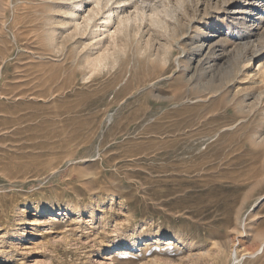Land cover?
I'll list each match as a JSON object with an SVG mask.
<instances>
[{"label": "rangeland", "instance_id": "rangeland-1", "mask_svg": "<svg viewBox=\"0 0 264 264\" xmlns=\"http://www.w3.org/2000/svg\"><path fill=\"white\" fill-rule=\"evenodd\" d=\"M147 1L167 28L113 39L0 0V264H264V0Z\"/></svg>", "mask_w": 264, "mask_h": 264}, {"label": "bare ground", "instance_id": "bare-ground-1", "mask_svg": "<svg viewBox=\"0 0 264 264\" xmlns=\"http://www.w3.org/2000/svg\"><path fill=\"white\" fill-rule=\"evenodd\" d=\"M9 1V0H8ZM39 1V0H38ZM46 0H41V2H45ZM52 1V0H51ZM61 2L63 1L66 6H67V9L64 10V7H63V13L65 16H67V18L65 17L63 19V21L60 23L62 26H65L68 29H70V27H72V29L78 31V33L80 32H86V33H90V36L92 35V37H99L100 34H104L105 31H108L110 32L111 29H114L109 35V37L115 39L118 34H121L123 35V32H128L130 30H132L133 28L137 27L138 30L141 29V25L144 23V20H145V17H148L150 19V21L157 25V26H161V27H166L165 26V23H166V20H163V18L161 17V14L162 12L164 13H168L167 11L168 10H159L157 9V7L155 6V4L153 3H150L148 2L147 0H57V3L58 2ZM54 2V1H53ZM52 2V3H53ZM18 3V2H16ZM14 3V4H16ZM35 3V2H33ZM56 3V2H55ZM6 4V3H5ZM51 4V3H50ZM52 5V4H51ZM55 5V4H54ZM52 5V7L54 6ZM88 5V8L90 7L89 10H85L87 9L86 6ZM57 6V5H56ZM62 6V5H61ZM10 9H11V12H12V16H16L17 12L19 11V8L16 7L11 3L9 5ZM62 8V7H61ZM54 9V8H53ZM57 9H60V8H57ZM247 10V9H246ZM245 10V11H246ZM2 11H4L2 9ZM53 11V10H52ZM86 11V12H85ZM59 12H62L61 10ZM247 12V11H246ZM21 14V11L18 12ZM62 13V14H63ZM83 13H86V15L84 14L83 16ZM149 13V14H148ZM57 14V13H56ZM59 14V13H58ZM170 14V13H169ZM19 15V14H18ZM50 15V14H49ZM54 15V14H53ZM20 16V15H19ZM3 17V16H2ZM54 17L56 16H53V19ZM14 18V17H13ZM59 19V17H57ZM56 18V19H57ZM51 17L49 18H46L45 19V22L42 23V26H49L51 23L54 24L58 21H54V23L52 22L53 20ZM238 19V18H237ZM62 20V19H61ZM165 21V22H164ZM239 23V26H245V21H242V20H238ZM0 24H5V19L3 18L1 20V23ZM7 25V24H5ZM3 25V26H5ZM6 27V26H5ZM58 27V25H57ZM60 27V26H59ZM167 28V27H166ZM55 29V28H54ZM72 31V30H71ZM135 31V30H134ZM133 32V31H132ZM235 32H238V30L234 31ZM51 34L50 31H48V34ZM88 33V34H89ZM139 33V32H138ZM14 34V33H13ZM105 35V34H104ZM129 35V34H128ZM12 36V35H10ZM88 36V35H87ZM209 35H206V38H208ZM89 37V36H88ZM130 37V36H129ZM210 37V36H209ZM14 38V37H13ZM53 38V37H52ZM83 38V37H82ZM55 39V38H53ZM90 39V38H89ZM85 40V38H84ZM96 40V38L94 39ZM93 40V41H94ZM111 40V39H110ZM52 41V40H51ZM102 41V40H101ZM53 44L56 42V41H52ZM97 42V40H96ZM94 43V42H93ZM113 43V42H112ZM52 44V46H53ZM111 44V43H110ZM92 45V44H91ZM101 45V44H100ZM98 44V46H100ZM209 45V44H208ZM96 46V44H95ZM104 46V45H103ZM105 47V46H104ZM204 47H205V44L202 43L199 47H195L193 48V52L195 53L196 51L197 52H203L204 50ZM214 48V47H213ZM107 49V48H106ZM17 53V52H16ZM19 53V52H18ZM17 53V54H18ZM192 53V52H191ZM38 55V54H37ZM106 55V54H104ZM207 55V54H206ZM35 56V54H34ZM84 56V55H83ZM7 57V56H6ZM196 57V56H195ZM194 57V58H195ZM11 58V57H10ZM13 58V57H12ZM37 58V56L35 57ZM50 58V57H49ZM55 58V57H53ZM188 58V57H187ZM52 59V58H50ZM59 59H64V56L60 57ZM106 59L107 57L103 55H99V56H96V57H93L90 60V63L92 64L93 62V66L95 67H98V68H102V66H105V64L107 63L106 62ZM178 59V58H177ZM189 61L193 60V56L192 58H188ZM7 60V59H6ZM56 60V59H55ZM86 60V59H85ZM168 61V59H167ZM178 62V61H177ZM176 62V63H177ZM179 64V63H178ZM177 64V65H178ZM181 70V65H178ZM184 68H187V67H184ZM179 70V69H178ZM175 73V72H174ZM31 74V73H30ZM91 75V74H90ZM166 75V74H165ZM175 75V74H174ZM173 75V76H174ZM35 77V76H34ZM33 77V78H34ZM163 77V76H162ZM37 78V77H35ZM167 78V77H166ZM173 78V77H172ZM176 78H177V75H176ZM40 79V78H39ZM38 79V83L40 82ZM168 79V78H167ZM163 80V78H162ZM178 80V78H177ZM167 81V80H166ZM176 81V80H174ZM41 83V82H40ZM178 83V82H177ZM183 98V97H182ZM198 99H194V100H190L191 103H195ZM205 100H207V98H204V99H200L198 100L199 101H202L204 102ZM176 100H174V104L172 105L174 108L177 106H180V102H175ZM188 101V100H187ZM189 103V101H188ZM185 104V103H184ZM183 104V105H184ZM182 106V105H181ZM186 106V104H185ZM172 108V107H171ZM169 108V109H171ZM180 107H178L179 109ZM184 108V107H183ZM164 110V109H163ZM166 110V109H165ZM164 110V113L163 112H160L159 113V121L160 122L159 124L161 125H164V121L163 119L165 118V114H168L166 113L167 111ZM168 110V109H167ZM180 111V109H179ZM178 111V112H179ZM183 111V109H182ZM176 113V112H175ZM180 113V112H179ZM170 114V113H169ZM172 114V113H171ZM179 115V114H177ZM181 115V114H180ZM158 116V115H157ZM169 116V115H168ZM167 116V118H168ZM184 116V115H183ZM189 116V115H187ZM171 117V115H170ZM177 118V117H176ZM172 119V118H171ZM150 121V119H148ZM154 120V119H153ZM156 120V119H155ZM154 120V121H155ZM200 118L199 117H196V118H192V117H186V114H185V118H182L180 120H178L177 122H171V120L169 121L170 125H172L171 128L167 129V128H164L162 127V137L163 139H174L176 141H180L182 139H185V138H190L194 135V127L200 123ZM145 123V122H144ZM168 123V122H167ZM142 125V124H141ZM239 124L238 123H235V124H231L227 127H225L223 130H219L217 131L212 137H211V140H215L217 139L220 135H222V132H227L228 130H235L237 128ZM144 126V125H143ZM160 129V128H159ZM144 131V130H143ZM136 134V133H135ZM125 138V137H123ZM129 139V138H128ZM122 140V139H121ZM206 140L209 141V138H206ZM206 148L205 145H202L201 148H199V154H203V150ZM238 150V147H229V148H225L223 150V157H230L231 153H234L235 151ZM181 155L184 157V158H187L189 157L190 155H193L190 153V149H187V150H182L181 151ZM6 191V190H5ZM2 192V191H1ZM5 193V192H4ZM50 213L51 212H54L55 210L53 208H50L48 210ZM262 246V245H261Z\"/></svg>", "mask_w": 264, "mask_h": 264}]
</instances>
